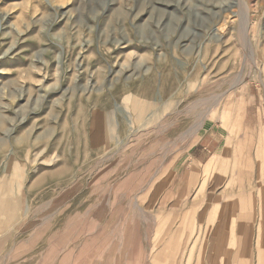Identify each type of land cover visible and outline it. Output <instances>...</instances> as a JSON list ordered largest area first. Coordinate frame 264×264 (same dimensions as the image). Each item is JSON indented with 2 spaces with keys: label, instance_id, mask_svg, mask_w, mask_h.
<instances>
[{
  "label": "rangeland",
  "instance_id": "374dc122",
  "mask_svg": "<svg viewBox=\"0 0 264 264\" xmlns=\"http://www.w3.org/2000/svg\"><path fill=\"white\" fill-rule=\"evenodd\" d=\"M263 163L264 0H0V264H264Z\"/></svg>",
  "mask_w": 264,
  "mask_h": 264
},
{
  "label": "crops",
  "instance_id": "0c3cea01",
  "mask_svg": "<svg viewBox=\"0 0 264 264\" xmlns=\"http://www.w3.org/2000/svg\"><path fill=\"white\" fill-rule=\"evenodd\" d=\"M220 142L221 135H216L211 129L206 130L199 141L191 148L184 164L188 161L194 167L206 166L222 149Z\"/></svg>",
  "mask_w": 264,
  "mask_h": 264
},
{
  "label": "bare ground",
  "instance_id": "6f19581e",
  "mask_svg": "<svg viewBox=\"0 0 264 264\" xmlns=\"http://www.w3.org/2000/svg\"><path fill=\"white\" fill-rule=\"evenodd\" d=\"M233 2V1H232ZM234 3V2H233ZM235 4V3H234ZM238 5V4H237ZM240 6V5H239ZM245 7V6H244ZM241 8H242V6H241ZM243 12H245V9H243ZM201 85V84H200ZM241 108V107H240ZM243 112V111H242ZM227 114V113H226ZM223 116V115H222ZM224 116H225V114H224ZM232 117V116H231ZM240 127V126H239ZM252 127V126H251ZM235 130V129H234ZM239 131H240V129H239ZM233 134V133H232ZM238 134V133H237ZM236 134V135H237ZM230 135V134H229ZM235 135V136H236ZM236 140V139H235ZM232 142V141H231ZM229 143H230V138H227L226 139V142L223 144V147H229ZM235 143V142H234ZM231 145V144H230ZM239 145V144H238ZM224 149V148H223ZM228 149V148H227ZM237 149H238V147H237ZM240 149V148H239ZM228 151V150H227ZM230 152V151H229ZM237 152H239V151H237ZM225 153V152H224ZM222 154V153H221ZM229 154V153H228ZM236 154V153H235ZM238 154V153H237ZM240 154H242L241 152H240ZM219 155V154H218ZM239 155V154H238ZM225 156V155H224ZM227 156V155H226ZM260 156V155H259ZM216 158L214 159V161H212L211 163H210V165H209V168L210 167H213L214 165H215V161H216V159H217V156H215ZM234 158H236V156L234 157ZM241 158V157H240ZM256 159V158H255ZM222 160V159H221ZM223 160H224V158H223ZM237 160V159H236ZM256 161V160H255ZM225 162H226V160H225ZM228 162V161H227ZM236 162H234V164H235ZM223 164V163H222ZM264 164V163H263ZM263 164H262V166H263ZM219 165H221V162H220V164ZM225 165V164H224ZM226 165H227V163H226ZM236 165V164H235ZM234 165V166H235ZM225 167V166H224ZM258 167V166H257ZM208 168V169H209ZM219 168H221V167H219ZM226 168H227V166H226ZM260 168H262V167H260ZM207 169V167H206V171L208 170ZM223 169V168H222ZM234 169V168H233ZM263 169V168H262ZM260 170V169H259ZM224 172H225V170H224ZM234 172V171H233ZM260 173H264V172H262V171H259ZM213 173V172H212ZM248 173V172H247ZM235 174V173H234ZM258 175H260V174H258ZM264 176V175H263ZM230 177H231V175H230ZM229 177V178H230ZM233 177V176H232ZM258 178H260V177H258ZM234 179V178H233ZM170 180V179H169ZM231 180V179H230ZM229 180V181H230ZM232 181V180H231ZM230 181V182H231ZM239 181V180H238ZM261 183V182H260ZM262 185V184H261ZM165 186V185H164ZM163 187V186H162ZM264 187V186H263ZM240 200H241V198H239ZM246 200V199H245ZM233 202V206H234V204H236V203H234V201H232ZM247 202V201H246ZM245 202V203H246ZM237 204H238V202H237ZM236 204V205H237ZM239 206V205H238ZM234 208H235V206H234ZM237 208V207H236ZM244 208V207H243ZM246 209V208H245ZM3 210V209H2ZM264 210V209H263ZM232 213V212H231ZM263 214H264V212H263ZM231 215H234V214H231ZM254 216V215H253ZM240 218V217H239ZM233 219V218H232ZM264 219V218H263ZM238 220V219H237ZM234 221V220H233ZM252 221H253V219H252ZM232 222V221H231ZM255 222V221H254ZM235 225V224H234ZM236 240V239H235Z\"/></svg>",
  "mask_w": 264,
  "mask_h": 264
}]
</instances>
